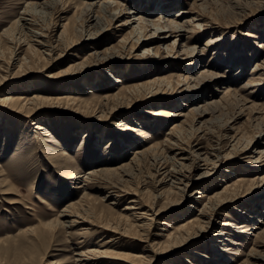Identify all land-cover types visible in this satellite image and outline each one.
<instances>
[{"label":"rangeland","instance_id":"374dc122","mask_svg":"<svg viewBox=\"0 0 264 264\" xmlns=\"http://www.w3.org/2000/svg\"><path fill=\"white\" fill-rule=\"evenodd\" d=\"M49 1L0 0V98L30 99L24 111L35 110L28 121L10 112L15 103L0 104V179L12 192L0 195V264H75L76 238L57 225L72 218L79 227L68 232L81 234L91 253L114 236L108 251L140 255L146 247L150 264H260L264 0H168V9L162 0L31 7ZM101 2H111L110 12L119 7L115 18L94 6ZM86 5L100 25L88 22ZM26 10L35 27L20 20L29 21ZM138 17L148 40L132 48ZM126 20L131 24L122 26ZM172 22L188 24L172 33ZM28 31L41 33L45 46ZM154 31L168 38L149 39ZM173 123L184 125L175 137L185 141L169 152ZM35 124L48 134H38ZM136 152L146 155L131 164ZM171 159L184 166L175 188L164 181L175 169ZM227 186L228 198L210 207ZM67 210L72 218L59 217ZM118 216L129 218L118 223ZM187 220L194 224L180 231ZM106 223L117 232L92 229ZM42 230L46 237L34 236Z\"/></svg>","mask_w":264,"mask_h":264},{"label":"bare ground","instance_id":"6f19581e","mask_svg":"<svg viewBox=\"0 0 264 264\" xmlns=\"http://www.w3.org/2000/svg\"><path fill=\"white\" fill-rule=\"evenodd\" d=\"M60 1H62V0H50L49 2H46V3H42L41 5H33V6H31V7H33V9H34V7L35 8H42V9H45V8H47L46 10L48 11V9H50V10H54V9H56V7H57V4L58 3H60ZM150 1H152V3H154V4H156L157 3V0H150ZM237 2H238V0H237ZM239 2H241V1H239ZM238 2V3H239ZM243 2V1H242ZM160 6L162 7V9L163 8H167L168 9V7L169 6H171V3H170V1H166V0H162L160 3ZM240 4V3H239ZM111 2H101V3H98V4H96V5H94L96 8H98V9H100L101 10V12L105 15V14H107L106 16L108 17V18H115L114 17V15L115 14H113V12H118L119 11V7H117L116 9H114L113 10V12L111 11L110 12V8H111ZM158 5V4H157ZM93 5H86V7H85V10H86V13H87V15H88V22L90 21V22H92V23H95V25L97 24V25H100L101 24V17H99L98 15H95V14H93L94 13V10H93V7H92ZM165 6V7H164ZM30 8V7H29ZM28 8V9H29ZM31 14H32V11H31V13L29 12V10H26L25 12H24V16H27V17H29L30 19H29V21H27L26 20V18L25 17H23V18H21L20 20L21 21H23L25 24H29V25H31V26H36V24L34 23V19H32V17H31ZM129 14H133V13H129ZM182 14L183 13H181V15L180 16H182ZM105 16V17H106ZM137 21L136 22H138L139 21V23H138V26H139V28H138V30H140V32L139 33H137L135 36H134V39H136V41L134 42V44L132 45V48H134L135 47V45L139 42V41H142V40H148V39H142V33H141V31L142 32H144V31H146V26L145 25H143V22H144V20H142V18H140V17H138L137 19H136ZM142 20V21H141ZM128 22H130L129 20H126V21H124L123 22V24H122V26H125V25H128V24H131V23H128ZM133 22V21H132ZM166 22H168V21H166ZM24 24V25H25ZM186 24H188V22H185V23H183V24H181V25H179V24H177L176 22H172L171 24H169L168 23V26H169V28H170V32H172V33H181V32H183L184 30H183V28L184 27H186L185 25ZM39 25V24H38ZM37 25V26H38ZM20 26H22V25H20ZM158 26H160V25H158ZM158 26H156V27H158ZM101 27V26H100ZM19 29L21 30V28L19 27ZM183 30V31H182ZM22 31H23V26H22ZM21 31V32H22ZM32 36L31 37H33V38H36V39H34V40H36L35 42V44L38 46V47H41V48H43L44 46H45V44H46V41L45 40H43L42 38H44L43 37V35L40 33V34H38V33H33L32 31H28ZM138 32V31H137ZM34 34V35H33ZM161 34V33H160ZM160 34H157L156 35V32L154 31L153 33H152V35L149 37V39H153V38H156V39H159V38H161L162 37V40H166V38H168V37H164V36H160ZM170 38V37H169ZM40 40V41H37V40ZM127 41V40H126ZM125 41V42H126ZM33 42V41H32ZM124 42V43H125ZM209 43H211V41H209ZM152 47V46H151ZM151 47H147V48H145L144 50H143V53H145V54H148L149 53V50H150V48ZM153 51H158V48H153ZM187 54H190V55H192V53H187ZM113 55H111V54H109V55H106L103 59L101 58V59H98V61H100V60H105V59H108V58H110V57H112ZM143 55H141V57H142ZM212 78H216V76H213ZM114 84H117V83H119L120 81L118 80V78H114ZM227 91L224 93V95H227ZM31 100L30 99H27V98H16V99H2V98H0V104H4V105H6L7 103H15L16 104V106L15 107H13V109L10 111V112H12V113H14V114H18V115H20V116H22V117H24V118H26L28 121H34V113H35V110L34 109H32V110H30V111H28V112H25L24 110H25V108H26V105H27V103H29ZM203 114H206L205 113V110H204V112H203ZM182 117V116H181ZM36 125V127H35V129H36V131L38 132V134H40V135H43V136H45V135H47L48 134V130H47V128L43 125V124H35ZM183 126L184 125H182L181 123H178V124H176V123H173L172 125H171V130L173 131L171 134H170V136H169V138H168V140L166 141L167 143H166V145L164 146L165 147V151H169V152H175V150H182V149H180V142H183V141H185V140H182V141H180V140H178L175 136H176V132H178V131H182L183 130ZM41 131H43V132H41ZM175 131V132H174ZM39 132H41V133H39ZM183 132V131H182ZM185 132V131H184ZM48 142H51V141H48ZM119 143L121 144H123V141H119ZM147 151V150H146ZM182 153V152H181ZM136 156H134L133 157V159L131 160V164H135L136 162H138L139 160H141L143 157H144V155H146L145 153H140V152H136V153H134ZM197 158H198V155H197ZM206 158V157H205ZM170 160V159H169ZM172 161H173V166L175 167V169H173L172 170V172H171V174L169 173H167L168 174V176L164 179V181L167 179V178H169V180L167 181V182H170V185L172 186V188H175V186L176 185H179V184H181V178H179V177H183V176H181L180 175V170H181V168H183L184 166H183V164H181V163H179V162H177L176 160H174V159H171ZM206 162H208V163H210L209 162V159L208 158H206V159H204ZM133 161V162H132ZM144 162V161H143ZM125 166H127V165H123V167L122 168H126ZM135 166V165H134ZM120 168V167H119ZM121 170V169H120ZM107 171V170H106ZM105 172V171H104ZM104 172H103V174H104ZM167 172V171H166ZM165 172V173H166ZM111 173V172H110ZM114 173V172H113ZM102 174V173H101ZM156 174H159V172H156ZM164 174V173H163ZM112 175V174H111ZM209 175V174H208ZM171 176V177H170ZM178 177V178H177ZM202 177V176H201ZM69 179H75V176H73V174L72 175H70V177H69ZM242 179H238L237 181L238 182H240ZM178 181V182H177ZM4 184H5V179L4 178H1L0 179V195H11L12 194V192H11V188L10 187H8V186H5L4 187ZM4 187V188H3ZM177 187V186H176ZM229 186H227V187H225V189H224V191L223 192H220V193H217L215 196H214V198H212L211 200H210V202H208L209 204L208 205H210V207H216L217 205H219L220 204V202H221V200L220 199H225L226 197L228 198V196H229V194L231 193V188H228ZM226 188H228V189H226ZM196 194H198V193H196ZM213 196V195H212ZM205 196L204 195H202V196H200L199 198H204ZM105 198V197H104ZM156 198V197H155ZM209 200V199H208ZM129 205H134V206H139V204H134V202L132 201ZM72 207H73V205H72ZM80 207V206H79ZM135 207H132V206H127L126 207V209L125 210H137V209H134ZM66 213H63L62 215H59V217H61V218H64V219H70V218H72V214L67 210V211H65ZM251 212V210L250 211H248V214ZM244 215H247V214H244ZM250 215V214H249ZM201 216H204L203 214H201ZM127 218H129V216H118L117 217V220H118V223H121L122 221H125ZM133 218H135V217H133ZM251 218V217H250ZM137 221H138V219H136ZM68 222H62V221H58L57 223V225H58V228H63L64 230H71V229H73V228H75V227H77L78 225H77V222L74 220V218H72V219H70V220H67ZM188 221V223L186 224V226H184V228H182L181 227V229H179L180 231L182 230H186V229H189V227H191L193 224H194V220H191V221H189V220H187ZM186 221V222H187ZM46 226V225H45ZM79 227V226H78ZM77 227V228H78ZM117 226H112L110 223H106V224H104V225H96V226H93L92 225V229H94L95 231H100L102 234L103 233H105V232H109V233H116L117 232V228H116ZM240 228H242L241 226H240ZM40 229H45L46 231H47V227L46 228H44V225H41L40 226ZM45 230H42V231H38L34 236L35 237H38L39 239H43L44 237H46V235H45V233L47 234V232L45 231ZM48 231H51V230H48ZM68 231H65V234L69 237V239H73L74 237L76 238L75 240L77 241L76 242V249L78 250V253L77 254H75L74 256H76L77 257V259L75 260V261H73V263H75V264H82L84 261L86 262V264H89V260H91V257H94V258H104V259H106V260H109L108 262H105V263H107V264H150L152 261H151V258H147V256H146V253H145V249L144 248H146V247H143L142 248V252H141V254L140 255H136V254H133V253H130V251H128V252H123V254H116V253H113V252H110V251H108V249L111 247V246H108L109 244H111V242H113L114 240L112 239V237H114V236H110V237H107V238H105L106 240L104 241V243L103 244H101L100 245V249H102V251H97V252H93V253H91V252H87V251H85L86 249H85V247H86V245H87V243L85 242V241H83V240H81L80 241V239H79V236H81V234H75V235H73L72 233H69ZM70 234V235H69ZM175 234V233H174ZM174 234H169L168 235V237L169 236H173ZM78 236V237H77ZM111 239V240H110ZM147 239V238H146ZM74 240V239H73ZM141 241V240H140ZM145 241V240H144ZM146 242V241H145ZM116 244V243H115ZM76 253V252H75ZM45 255V254H44ZM256 256H258V255H256ZM151 257H153V256H151ZM198 257H202L201 255H199ZM222 258H223V256H221ZM257 262H260V264H264V257H262V256H259V258H258V261ZM48 264H61V263H59L58 261H56V260H51V261H49L48 262ZM104 264V263H103Z\"/></svg>","mask_w":264,"mask_h":264}]
</instances>
